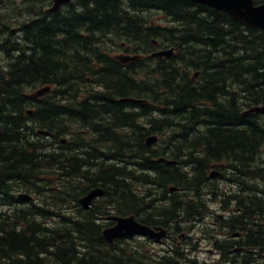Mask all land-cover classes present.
Wrapping results in <instances>:
<instances>
[{
	"label": "trees",
	"instance_id": "16d2710c",
	"mask_svg": "<svg viewBox=\"0 0 264 264\" xmlns=\"http://www.w3.org/2000/svg\"><path fill=\"white\" fill-rule=\"evenodd\" d=\"M131 1L135 6L130 10L157 9L175 23L164 30L152 25L146 37L143 30L148 32L144 24L149 17L131 15L119 5L105 9L114 0H94L87 5L92 19L83 22L87 35L70 34L73 40L65 41L69 50L56 58L59 64L52 61V39L56 32L65 34L67 28L61 22L55 27L46 22L31 24L29 39L34 47L29 62L19 63L24 55H16L18 43L7 47V53L11 51L8 68L0 73V264H196L186 258L184 248L190 244L174 243L161 256L140 251L127 240L108 244L90 216L81 210L74 218L67 203L73 202V213L79 212L76 199L100 186L108 199L100 204L103 212L113 207L116 214H125L146 205V193L134 194L144 192L142 185L152 182L158 190L182 187L190 195L169 192L162 208L167 222L180 231L179 224L199 219L205 210L206 195L193 193V188L196 174L208 159L252 153L260 144L259 121L241 113L244 107L264 102V33L224 11L187 0ZM156 31H164L162 39L174 47L175 55L154 67L153 75L158 78L160 73L161 81L158 86L154 81L151 88L140 80L138 62L119 63L103 46L105 40L113 39L131 45L143 39L149 43V37L160 36L154 35ZM172 60L184 62L188 71L180 74L176 62L162 68ZM195 70L200 73L192 82L189 73ZM44 85L51 90L40 99L25 95ZM64 91L72 102L65 98L55 102ZM128 96L149 99L152 104L145 102L135 109L134 104L121 101ZM92 100L96 108L91 109ZM98 114L103 125L93 122L96 126L91 123L81 129L82 123ZM244 121L251 127L246 129ZM149 134L158 136L156 144H146ZM159 156L181 161L187 171L157 163ZM22 191L36 201L22 204L17 198ZM131 196L138 204L129 202ZM216 196L208 193L211 199ZM253 196L246 201L247 213L264 215V198ZM229 200L244 207L241 193H233ZM254 240L260 258L233 264H264V234Z\"/></svg>",
	"mask_w": 264,
	"mask_h": 264
},
{
	"label": "flooded vegetation",
	"instance_id": "af4514ba",
	"mask_svg": "<svg viewBox=\"0 0 264 264\" xmlns=\"http://www.w3.org/2000/svg\"><path fill=\"white\" fill-rule=\"evenodd\" d=\"M89 1L94 0H70L54 7L55 0H0V49L6 50L10 41L14 42L9 40V36H13L18 38L16 42H18V47L21 50L24 51V48L27 47L32 51L34 41L29 39V27L32 23H48L50 21L55 22L57 20L64 19V21L69 25L67 26L68 29L71 27L70 33L75 31L79 36H85L86 24L83 22L92 19V15H87L89 13V10H87ZM260 2H264V0H259V3ZM113 4H117L119 6H131L135 5V2L131 0H114ZM63 15L66 16L63 17ZM78 22H81V26L77 24ZM79 26L81 27V31L80 29L78 31ZM69 37H71L72 40L73 36L70 35L67 38ZM53 39H56L55 36ZM68 48L66 51L69 50ZM85 57L86 55H84V58ZM52 60H54V57H52ZM64 80L65 77H62L61 81L63 82ZM68 96L66 101H69ZM70 102L72 101H69V103ZM90 104H92V102H90ZM248 116L250 115L245 116V118ZM256 118V121H258L259 117ZM244 122L248 125L246 129L251 127V123L249 121ZM90 123L93 122L90 121L86 124ZM256 126L258 128V130L255 129L256 133L260 134L258 136L260 137V144H256L259 145L256 146L252 153L247 151L244 154H230L229 156H226L225 160L218 158L219 160L208 164L206 163L200 169V173H197L195 176V183L197 185L196 193H241V200L244 201V207L241 206L238 208L231 205L227 209L230 211L234 209L241 212L242 218L241 225L239 227L241 232H238L236 236H240L241 238L243 237L244 239L251 237L250 240L253 242H255V236L258 237L260 234H264V227L261 226L264 215H260L261 211H255L250 216V214H248L249 210H247L248 205L246 202L249 200L250 194H254L253 197L257 200L264 198V126L260 124H256ZM95 153L100 154L99 151ZM208 171L209 173L206 175ZM210 174L213 176H210ZM155 194L161 197H166L168 195L165 191H163V193ZM101 203V198L95 199L90 208L92 211H86L87 217L90 216L91 221L95 223L97 227H100L105 222H114L112 219H108L104 215L103 210L99 206ZM152 203L153 202L150 199L149 204L146 207L141 208L138 215L143 217V220L150 223V225L154 228L163 226V223L166 222L165 211ZM230 203L232 202L230 201ZM260 206L261 205H257L258 208ZM254 213L257 216L254 215ZM231 214H234V211H232ZM258 229L260 230V233L258 232ZM168 237L171 238L172 233L167 229V238L163 241V243L159 244L161 249L167 246Z\"/></svg>",
	"mask_w": 264,
	"mask_h": 264
},
{
	"label": "water",
	"instance_id": "95a60500",
	"mask_svg": "<svg viewBox=\"0 0 264 264\" xmlns=\"http://www.w3.org/2000/svg\"><path fill=\"white\" fill-rule=\"evenodd\" d=\"M61 0H58L60 2ZM201 3H205L215 8L225 10L231 17L235 20L244 23L245 25L251 26L253 28H260L264 30V4L259 6H254L252 0H196ZM56 3V4H57ZM170 51L158 52L155 54H168ZM127 58H123L122 60H126ZM49 87L41 88L29 96L32 98L39 97L42 93H44ZM125 100L136 101L139 100L127 98ZM264 111V106H255L250 109V111ZM154 139V137H149L147 142H150ZM163 160V159H161ZM175 188V187H171ZM103 189L100 187L92 188L89 190L83 197L79 199L80 203L83 207H88L92 198L96 195L102 194ZM19 198L21 199H29L30 196L28 194H20ZM116 219V223L113 226L105 228L103 230V235L108 242H112L114 238L120 236H131L133 234L140 235H149L155 237L158 241L160 237L165 235V229L159 227V232H156L153 228L146 224H142L138 222L133 215L129 216H114Z\"/></svg>",
	"mask_w": 264,
	"mask_h": 264
},
{
	"label": "rangeland",
	"instance_id": "374dc122",
	"mask_svg": "<svg viewBox=\"0 0 264 264\" xmlns=\"http://www.w3.org/2000/svg\"><path fill=\"white\" fill-rule=\"evenodd\" d=\"M145 14L147 16H149L150 18H147L146 20V23L144 24V29H146L148 32L150 31L148 28L154 24H161V25H172L173 21H171L170 19L166 18V17H163L164 15L162 14L161 11L159 10H146L144 11ZM142 13V11H135V12H130L131 15H140ZM87 22V21H85ZM136 22V21H135ZM134 30L137 29V25H133L132 26ZM143 27V26H141ZM162 38V37H161ZM71 40V37L67 38L66 41H70ZM73 40V38H72ZM121 41V39H120ZM71 42V41H70ZM126 43L127 41H121L120 44H124ZM107 43L109 46H106V49H108L110 52H112L113 50V47H114V51L117 53V52H122L123 50H118V48L120 47L119 43L118 42H113L112 41H109L107 40ZM105 44V43H104ZM74 45V44H73ZM125 45V44H124ZM137 46L141 47L142 49L145 47L144 44H140V43H136ZM136 45H132L133 47H137ZM67 46V47H66ZM69 45H67V43L65 42L64 44V51L65 53H67L68 51H66V49L68 48ZM55 51L57 52V55L55 53ZM24 55L23 58L20 60L19 63L23 62V61H26V60H29L31 59V56L33 54V51L29 50V49H26L24 48V51L21 50L20 48L18 49V53L16 55ZM52 55H54V65H57L59 64L57 61H56V58H59V55H61V52H59V50H54L52 51ZM0 58L2 59L1 55H0ZM146 68V67H144ZM139 78L140 80H145L144 76L142 75V73L139 74ZM154 78L153 76H151L150 78H147V81H153ZM152 84V83H150ZM181 86H183V83L179 84L178 88H180ZM235 90V89H234ZM31 90H27V92H30ZM68 93H66L65 95H67ZM64 95V98L67 99V96ZM18 99V98H17ZM16 99V100H17ZM246 108V107H245ZM243 108V109H245ZM242 109V110H243ZM91 122H97L98 124L100 122H102L101 118H99V114H98V118L97 119H94L93 121ZM82 125L85 127L87 126L88 124H83ZM196 128V127H195ZM194 128V129H195ZM191 130V129H189ZM94 152H97V151H94ZM92 156L93 153H92ZM148 188H145L144 189V193H147V197L149 199H152V198H161V202L162 203H165L163 202V200H165L166 197H161L159 195H156L153 191H149V192H146ZM160 192L163 193L164 191V188L161 187L160 189ZM129 202L132 204V205H136L138 204V202L136 201L135 197H130L129 198ZM211 209L214 211L213 213H210L207 215V217H205V219H203L199 225L195 226L194 227V230L192 232L191 230V233H193L191 236H192V240L195 241V239L193 238H196V248H195V253H194V258H198L197 259V264H212V263H215L216 261L214 260L213 256H212V251L210 250L212 248V245H209V241L211 239V234H214V230H213V227L215 226L216 223L219 222V219L221 217V215L223 214V210L220 208V207H211ZM196 234L198 236H196ZM176 236V235H175ZM205 239L206 241H202L201 242V239ZM182 239V238H181ZM181 239H177V240H181ZM132 244L137 248L139 249L140 251H148L150 250L152 252V248L154 249V251H159L160 246L159 245H154V244H151L147 241H143L142 239L140 240H133L131 241ZM204 259V260H203ZM188 264H191V263H188Z\"/></svg>",
	"mask_w": 264,
	"mask_h": 264
},
{
	"label": "bare ground",
	"instance_id": "6f19581e",
	"mask_svg": "<svg viewBox=\"0 0 264 264\" xmlns=\"http://www.w3.org/2000/svg\"><path fill=\"white\" fill-rule=\"evenodd\" d=\"M112 5H117V4H112V3H110V4H107L106 6H105V9H109V7H111ZM121 6V5H120ZM135 5H131V7L133 8ZM100 10V9H99ZM93 11H95V9H93ZM87 14V13H86ZM117 15H119V14H117ZM66 16V15H65ZM64 15H63V17H65ZM88 17V16H87ZM111 18V17H110ZM58 22H61V23H63L64 25H65V28H67V29H65L64 31H65V34L63 33H61V31H59V32H56V36H55V38L56 39H52L53 41H54V44L52 45L53 47H55V49L54 50H59V52H61V54H63L64 53V44H65V41H66V39H67V37L68 36H70V31L68 30V27L67 26H69L68 25V23L67 22H65L64 21V19H61V20H57V21H55V22H52V21H50V22H48V23H52L53 24V27H55V23H58ZM75 31H73V33H74ZM73 36H75V37H77V32H76V34L74 33L73 34ZM59 39H61L62 40V43H60V40ZM90 40V39H89ZM51 42V41H50ZM55 42H58L59 44H58V46H56L55 45ZM96 42V41H95ZM94 42V43H95ZM96 44V43H95ZM95 46V45H94ZM97 46V45H96ZM94 48V47H93ZM97 48V47H96ZM132 48V50H138V48L137 47H131ZM26 49H28L27 47H26ZM89 49V48H88ZM87 55V54H86ZM92 56V55H91ZM89 59V58H88ZM91 59H93V58H91ZM27 62H29V60H26ZM125 62L127 61V60H124ZM174 62H176L177 63V65L181 68L180 69V74L182 73V74H184L185 73V71H188V69H189V66H187L186 67V65L184 64V62H181V61H179V60H176V61H173L172 60V62H169V63H164L163 65V67L162 68H166V67H168L170 64H174ZM172 67H174V65L172 66ZM161 68V69H162ZM191 70H193V69H191ZM188 80H189V78H188ZM159 81H161V77H160V73L158 74V78H157V80H156V85L158 86V85H160V83H159ZM183 80L182 79H179V82H182ZM58 91V90H57ZM66 93H67V91H66ZM65 93V91L64 92H62V93H60V94H58V95H56V99H55V102H58V101H61L63 98H64V95L66 94ZM52 94V93H51ZM70 96V95H69ZM71 97V96H70ZM100 99V98H99ZM92 102V104H89L90 105V108L92 109V106L94 107V108H96V105H95V103L96 102H94L93 100L91 101ZM87 103V102H86ZM102 103V102H101ZM214 103V102H213ZM75 106L77 105L76 104V102H75V104H74ZM88 109V108H87ZM101 112V114H103V112L104 111H100ZM100 112H99V114H100ZM112 114V113H111ZM105 115V114H104ZM103 115V116H104ZM109 117V116H108ZM95 119H97V118H95ZM91 124V123H90ZM90 124H88L87 126H85V127H81V129L83 130V129H87L89 126H90ZM94 124V123H93ZM104 124V122H100V125H103ZM95 125V124H94ZM96 126V125H95ZM246 126H248L247 124H246ZM91 127V126H90ZM98 129H102V127H98ZM195 130V132L197 131H199V129L198 128H195L194 129ZM200 132H202V131H200ZM263 142H264V140H263ZM262 142V143H263ZM263 165V164H262ZM260 168V167H259ZM262 181V180H261ZM63 184H64V182H63ZM85 185V184H84ZM168 185V184H167ZM66 186V185H65ZM257 186V185H256ZM4 187V186H3ZM76 189V188H75ZM71 190V189H70ZM2 191V190H1ZM44 191V190H43ZM64 191V190H63ZM45 193V192H44ZM254 195V194H253ZM38 196V195H37ZM257 196V195H256ZM61 197V196H60ZM260 197V196H259ZM40 199V198H39ZM41 202V201H40ZM46 204V203H45ZM45 206V205H44ZM51 211V210H50ZM55 212V211H54ZM71 213V212H70ZM73 214V213H72ZM98 215V214H97ZM100 219V218H99ZM71 220H72V218H71ZM103 221V220H102ZM70 224V223H69ZM106 245V244H105ZM108 249V248H107ZM141 261V260H140Z\"/></svg>",
	"mask_w": 264,
	"mask_h": 264
}]
</instances>
